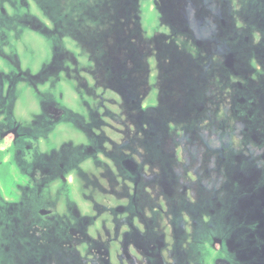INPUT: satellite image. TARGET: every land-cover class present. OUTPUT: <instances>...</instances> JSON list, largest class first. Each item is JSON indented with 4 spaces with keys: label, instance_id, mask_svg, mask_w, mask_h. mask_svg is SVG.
Wrapping results in <instances>:
<instances>
[{
    "label": "rangeland",
    "instance_id": "obj_1",
    "mask_svg": "<svg viewBox=\"0 0 264 264\" xmlns=\"http://www.w3.org/2000/svg\"><path fill=\"white\" fill-rule=\"evenodd\" d=\"M80 2L79 34L38 35L28 51L75 56L49 96L84 125L59 124L53 138L102 148L48 192L84 223L74 246L47 235L56 246L8 258L160 264L144 249L163 246L165 264H264V0L69 3Z\"/></svg>",
    "mask_w": 264,
    "mask_h": 264
},
{
    "label": "flooded vegetation",
    "instance_id": "obj_2",
    "mask_svg": "<svg viewBox=\"0 0 264 264\" xmlns=\"http://www.w3.org/2000/svg\"><path fill=\"white\" fill-rule=\"evenodd\" d=\"M43 1L47 4H41ZM70 1L0 0V234H4L0 264L19 261L16 258L12 263L8 256L20 249L56 246L43 242L47 235L65 236V243L58 246H74L68 240L76 238L84 223L77 210L62 216L48 192L53 183L60 190L69 186L72 172L80 170L81 164L102 148L89 135V142L78 143L75 149L62 138H53L59 124L70 120L84 123L80 116L69 115L65 104L49 96L65 85V72L73 68L67 59L75 62V56L69 51H28L38 35L51 42L80 33L75 23L83 20L85 2L74 7ZM26 33L32 34L29 39L24 38ZM39 58L44 60L37 62ZM8 131L13 138L4 148ZM224 247L222 244L220 249ZM162 248L159 246L156 253L144 250L165 264ZM183 262L189 264L190 258H183Z\"/></svg>",
    "mask_w": 264,
    "mask_h": 264
}]
</instances>
